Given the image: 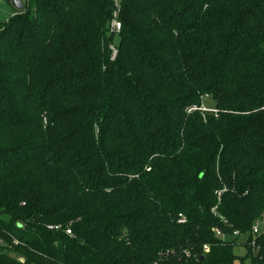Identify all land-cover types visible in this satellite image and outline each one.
Masks as SVG:
<instances>
[{
  "label": "trees",
  "instance_id": "16d2710c",
  "mask_svg": "<svg viewBox=\"0 0 264 264\" xmlns=\"http://www.w3.org/2000/svg\"><path fill=\"white\" fill-rule=\"evenodd\" d=\"M114 8L0 24V264H264V0Z\"/></svg>",
  "mask_w": 264,
  "mask_h": 264
},
{
  "label": "built area",
  "instance_id": "2783aa9c",
  "mask_svg": "<svg viewBox=\"0 0 264 264\" xmlns=\"http://www.w3.org/2000/svg\"><path fill=\"white\" fill-rule=\"evenodd\" d=\"M114 4H115V8L113 10V17L111 19L110 22V29L112 31H118L120 28V22L117 19V11L119 8V0H114ZM115 51H113V55H114ZM202 110H213L216 111L215 108H208L205 107L204 105H201L199 107ZM222 189L217 190L216 193L218 195V198L220 196ZM212 210L214 211L215 208L213 207ZM186 219L185 217L179 213V217L177 219L178 222H184ZM59 227V225H49V227ZM67 233H71L69 228L65 229ZM214 232L217 233L216 235L220 236L222 238V240L224 241L225 239H227V235H224V233L218 229L217 227H215ZM242 232L239 229H234L232 231V235L236 236L238 238H240V243L243 246H250L251 251L253 253V255H257L258 258H262L263 254H262V250L264 248V210L261 212V214L253 221V223L251 224L250 227V235L251 237L245 238L243 234H241ZM209 250V246L207 244L203 245V251H208ZM184 253H186L187 255L189 254L188 251H184Z\"/></svg>",
  "mask_w": 264,
  "mask_h": 264
},
{
  "label": "rangeland",
  "instance_id": "374dc122",
  "mask_svg": "<svg viewBox=\"0 0 264 264\" xmlns=\"http://www.w3.org/2000/svg\"><path fill=\"white\" fill-rule=\"evenodd\" d=\"M21 2H23L24 4L25 0H21ZM17 10L18 9L12 4L11 0H0V24L5 22L11 15L17 12ZM112 50L115 51L114 47H112ZM204 102L208 106L213 105V100L211 98H207ZM245 248L246 247L241 243H238L233 246V253L236 255H244V253L246 252ZM244 263L249 264L248 258H245ZM235 264H239V262Z\"/></svg>",
  "mask_w": 264,
  "mask_h": 264
},
{
  "label": "water",
  "instance_id": "95a60500",
  "mask_svg": "<svg viewBox=\"0 0 264 264\" xmlns=\"http://www.w3.org/2000/svg\"><path fill=\"white\" fill-rule=\"evenodd\" d=\"M11 2L17 9H21L23 7V2H21V0H11ZM19 259L23 261L22 257Z\"/></svg>",
  "mask_w": 264,
  "mask_h": 264
}]
</instances>
